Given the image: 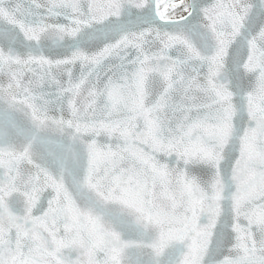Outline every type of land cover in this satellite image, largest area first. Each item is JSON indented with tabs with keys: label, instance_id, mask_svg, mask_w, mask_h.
Listing matches in <instances>:
<instances>
[{
	"label": "snow or ice",
	"instance_id": "6c2138e0",
	"mask_svg": "<svg viewBox=\"0 0 264 264\" xmlns=\"http://www.w3.org/2000/svg\"><path fill=\"white\" fill-rule=\"evenodd\" d=\"M0 264H264V0H0Z\"/></svg>",
	"mask_w": 264,
	"mask_h": 264
}]
</instances>
